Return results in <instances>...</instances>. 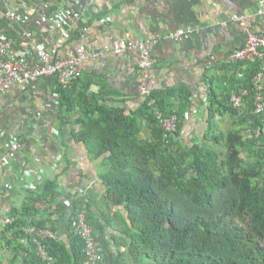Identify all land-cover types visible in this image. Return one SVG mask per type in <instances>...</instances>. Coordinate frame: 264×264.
Listing matches in <instances>:
<instances>
[{
	"label": "trees",
	"instance_id": "1",
	"mask_svg": "<svg viewBox=\"0 0 264 264\" xmlns=\"http://www.w3.org/2000/svg\"><path fill=\"white\" fill-rule=\"evenodd\" d=\"M8 22L0 17V26ZM13 38L19 47L18 35ZM261 64L225 62L207 70V129L189 143L180 142L193 98L184 85L149 90L136 109L127 111L122 94L100 82L96 73L83 72L69 86L56 82L59 127L70 122L76 128L74 141L100 161L98 178L109 213L96 216L89 201L86 222L105 264H130L128 259L131 264H264V113L252 111V78ZM222 70L223 87L209 75ZM239 85L250 91L244 110L230 102ZM170 99L179 100L176 108ZM156 111L175 113L177 130L166 137ZM225 121L224 130L219 122ZM144 126L150 130L148 138L142 136ZM60 196L55 177L29 191L22 208L10 213L14 222L2 231L12 258L8 263L0 259V264H14L19 256V264H42L32 245L20 243L29 233L18 227L48 225L57 231L62 213L69 220L85 199L76 195L68 205L56 200ZM38 205L50 212L40 214ZM43 242L56 264H86L83 240L69 224L63 238Z\"/></svg>",
	"mask_w": 264,
	"mask_h": 264
},
{
	"label": "crops",
	"instance_id": "2",
	"mask_svg": "<svg viewBox=\"0 0 264 264\" xmlns=\"http://www.w3.org/2000/svg\"><path fill=\"white\" fill-rule=\"evenodd\" d=\"M9 7L20 13L28 11L36 18L42 10L51 17L66 13L60 27L53 26V21L41 26L30 21L37 40L46 45L57 42L60 56L72 54L80 45L97 53L117 40L157 39L151 48L156 62L150 68L142 69L126 54H107L88 61L84 72L96 73L109 89L118 90L121 98L126 99L127 111L140 104L142 88L149 91L188 87L193 98L180 142L189 143L201 139L207 129L203 115L207 70L227 62L228 54L242 43L236 24L224 26L222 22L229 21L233 14L254 11L257 0H32L31 4L27 0H12ZM3 11L0 5V14ZM77 12L79 16H73ZM253 23L255 29L264 30L263 18H255ZM7 27L11 35L17 36L13 22L9 21ZM186 27L194 30L188 37L169 35ZM223 73L225 70L209 73L217 78V86L225 84ZM55 86L54 78L44 77L23 90L13 88L0 98V159L10 143L16 144L19 155L0 175L1 216L22 208L30 190L24 188L17 176L30 168L43 173L45 178L57 179L65 204L84 188L92 212L98 217L109 213L102 200L105 189L98 178L100 161L92 159L85 146L74 141L72 130L76 128L70 122L60 128L56 120L52 96ZM92 90L97 87L92 86ZM170 100L176 108L179 100ZM149 135L150 130L144 126L143 138ZM38 207L40 214L50 212L43 205ZM62 214L57 232L63 238L68 215ZM128 262L131 264L129 259Z\"/></svg>",
	"mask_w": 264,
	"mask_h": 264
},
{
	"label": "built area",
	"instance_id": "3",
	"mask_svg": "<svg viewBox=\"0 0 264 264\" xmlns=\"http://www.w3.org/2000/svg\"><path fill=\"white\" fill-rule=\"evenodd\" d=\"M11 1L0 0V5L4 9L0 17H4L16 25L20 45L19 47L15 46V39L9 34L7 26H0V98L4 93L13 88L23 90L28 86L36 84L44 77L54 78L57 83L69 86L73 79L82 75L85 69L84 66L88 61L103 58L107 54H126L142 69L150 68L156 62L151 48L152 45L157 43V39L117 40L110 46L103 47L97 53H92L84 45H80L72 54L60 56L57 54L58 43L54 42L46 45L43 42H39L36 34L33 32V27L41 26L44 22L49 25L52 21L53 26L60 27L64 24L66 13L61 12L51 17L42 10L37 14L36 18V16L33 17V14H30L28 11L20 13L10 8ZM73 16L78 17L79 13H73ZM259 17L264 19V0H257V8L254 11L233 14L229 21L222 22L224 26L228 23L236 24L242 35L241 45L228 54L226 61L235 63L243 61L256 62L259 60L262 63L256 75L252 78L255 91L252 111L257 114L264 113V30L255 29L253 23L254 19ZM30 21H33L34 26L30 25ZM193 31L191 27H186L185 29H177L169 35L174 38L188 37ZM83 36L84 34H82ZM33 46L34 50H32ZM243 75L244 73L238 71V78H243ZM147 93L148 91L145 88L141 89L142 95H146ZM249 95V89L239 85L232 92L230 98L231 105L238 110H244L248 107ZM52 96L55 104L57 96L56 94H52ZM156 119L164 129L166 137L177 130L178 118L175 113L164 116L160 111H156ZM18 156L16 144L10 143L2 154L3 158L0 159V175L4 173L6 167ZM17 177L23 182L25 189L33 191L37 190L45 179L43 173L31 168L23 169ZM76 195H83L85 199L76 208L74 215L68 220L71 232L83 240L86 264H105L104 254L101 252L99 242L95 238L92 227L86 222V209L89 202V198L86 196V189L82 188L79 194ZM56 200L61 201L62 199L59 197ZM71 202L72 200L68 202V205ZM13 222L14 217L10 214L0 215V251H3L0 259L5 263L9 262L12 254L6 247V238H3L2 231ZM18 228L23 229L27 234L29 233L27 235L29 238L27 236L21 238L20 243L26 246L32 245L42 264H56L54 257L48 252L43 240L47 237L56 238L58 236L57 231H51L48 225L42 227L29 225ZM20 259H22L21 256L14 261V264H19Z\"/></svg>",
	"mask_w": 264,
	"mask_h": 264
},
{
	"label": "rangeland",
	"instance_id": "4",
	"mask_svg": "<svg viewBox=\"0 0 264 264\" xmlns=\"http://www.w3.org/2000/svg\"><path fill=\"white\" fill-rule=\"evenodd\" d=\"M55 113V112H54ZM203 115H205V107H204V109H203ZM219 125H220V127L222 128V129H227V127H228V122L227 121H225V122H219Z\"/></svg>",
	"mask_w": 264,
	"mask_h": 264
}]
</instances>
